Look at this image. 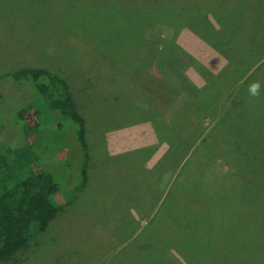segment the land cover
Listing matches in <instances>:
<instances>
[{
    "label": "rangeland",
    "instance_id": "obj_1",
    "mask_svg": "<svg viewBox=\"0 0 264 264\" xmlns=\"http://www.w3.org/2000/svg\"><path fill=\"white\" fill-rule=\"evenodd\" d=\"M115 1L119 8L123 4L122 9L144 12L149 19L113 13L114 0H0V151L14 148L23 156L17 177L26 175L32 163L44 167L58 185L52 200L60 206L43 231L31 235L26 247L0 264H203L189 261V252L210 246L215 250L211 262L216 264L221 250L223 258L231 256L225 244L250 229L236 208L231 216L221 211L216 215L219 219L204 228L194 209L215 203L205 200L209 189L219 198L204 220L235 201L233 192L214 189L209 181L227 167L203 162L200 174L196 172L189 157L194 146H200L199 140L179 155L178 142L174 146L172 142L171 119L178 111L182 125H187L190 121L183 114L195 106L206 114L202 134L209 135L218 129L214 124L227 108L235 121L238 113L263 114L262 92L260 98L244 97L249 84L262 80L258 68L264 61V45L249 50L251 56L240 64L239 54L236 59L230 55L233 50L220 55L202 36L207 27H219L204 8L214 9L212 14L221 23L225 10H232L238 32L237 23L246 24L249 9L264 0H218L221 15L213 8L215 0ZM259 10L263 9L256 10V18ZM128 21L139 24L132 39L119 32L112 35L113 27L118 31ZM204 22L209 24L203 26ZM251 36L261 35L252 32ZM33 67L48 68L62 77L84 115L87 181L77 189L84 151L75 139L78 126L65 115L56 95L63 91L61 83L39 76L33 81L26 74L12 76ZM39 83L47 90L41 92ZM242 99L243 104L233 106ZM150 110L159 112L160 118L149 117ZM21 111L23 117L18 116ZM30 111H35L36 122L31 130L25 127ZM260 126L264 137V122ZM218 133L216 140L228 139L225 126ZM166 144L170 147L166 157H173L169 164L160 159ZM186 159L188 170H182ZM262 194L264 201V190ZM245 205L238 202L239 209ZM256 208H246L247 219L253 214L264 218ZM195 255L201 256L197 251ZM208 258L206 264H211ZM241 262L234 260L264 264V251L246 252Z\"/></svg>",
    "mask_w": 264,
    "mask_h": 264
},
{
    "label": "trees",
    "instance_id": "obj_2",
    "mask_svg": "<svg viewBox=\"0 0 264 264\" xmlns=\"http://www.w3.org/2000/svg\"><path fill=\"white\" fill-rule=\"evenodd\" d=\"M221 3L222 1L215 0L213 3L214 7L211 4L209 5L217 9L220 14L221 12L218 7L222 6ZM118 5L121 6V8L117 6V1L114 0L113 4L111 5L113 13L123 14L126 17L134 15V18H136L138 21H141V19L143 20L144 18L149 19V16L144 12L137 14L131 12L130 10L122 9L124 7L123 4ZM259 8H262L263 10H259L261 12L258 11L259 15L256 18V10ZM120 9L124 12H120ZM204 9L205 12H216L213 11L214 9ZM249 10L250 11L247 13L248 22L246 24H244L245 22L237 23V28L239 29L238 32H236V17H233L232 10H225L227 14L222 19L224 23L219 21L216 14L211 13L210 15L213 16L212 19L216 18L215 20L218 23L216 24L219 26V30L215 29L212 25H208L209 27H207L203 32V42L220 55L224 53H230L231 50H233L230 55L232 58L236 59V53L239 54L237 61L241 64L244 60H246L247 57L251 56L249 54V50H254L258 44L264 45V3L261 4V2H255V5ZM140 24L143 27V23L140 22ZM207 24L209 23L205 24L204 22L202 25L204 26ZM138 25L128 21L123 26H121L118 31V28L113 27L112 35H115L119 32V36L124 37V35H126L127 39L131 35H134V31L137 32L139 30ZM146 25H148V23ZM209 28L211 30H208ZM143 29L145 28L143 27ZM246 30H249L250 32H247ZM122 31H125L126 34H123ZM252 32L260 33L261 36L255 39L251 36ZM128 39H132V37ZM237 42H239V44H237L236 47ZM98 43L101 44V42ZM240 43L242 44L240 45ZM95 46H97V42ZM230 55L227 58H231ZM252 56H254V53H252ZM22 74L28 75L33 79V81L37 76H39L46 77L48 82L51 78L58 80L61 83L63 91H56V95L60 96V104L66 109L63 110V112L66 113L65 115L70 117L72 121L77 124L78 128L76 129L75 139H77V142L84 151L83 164L80 166V179H78L79 184L76 183V189L81 185L84 186V183L87 181V165L85 164V158L88 159V155L85 152L86 143L84 140L83 127L85 119L84 115L79 111V109H77L76 101L73 99L74 95L72 87L70 88L69 84L62 77L56 76L48 68H27L25 70H18L12 73V76H18ZM258 74L260 79L262 78V80L259 82L261 85L260 93L262 92L264 94V61L259 65ZM168 80H171V77H169ZM37 88L40 89L41 92L47 90L46 85L40 83L37 84ZM248 97L258 98L250 96L249 93L244 98L248 99ZM243 103L244 100L242 99L237 101L236 104H233V106L238 107V105ZM195 108L196 107L193 106L191 110L188 109L187 114H183V116L188 117V120L190 121L187 125L186 123L185 125H182L184 124L182 114H178V111L173 114V118L171 119L173 122L172 126H174L175 129L172 141L173 146L178 142L180 151L177 152H179V155H181L182 150L185 147L190 146L191 142L199 140L198 143H200V146H194L191 151V156L189 157V161H191L194 170L199 174L201 172L200 168L204 165L203 162H206L207 166L217 165L219 168H222L223 166L227 167L224 172H220L214 177L212 176L213 178L210 177L209 181L210 185L214 189L220 188L225 190L227 188L226 191L233 192L232 196H234L235 201L233 202L230 200L228 204L231 205L226 204L224 207H221L220 205L221 208L218 211L212 212L208 221L204 220L203 216L205 212L215 209L216 201L214 200L219 198V196L215 195L217 193L214 194L211 192L212 190L209 189V193L205 194V200L207 199L206 202L213 201L215 203H202L201 206H198L194 210L196 214L202 218L204 228L207 222L219 219V217L217 218L216 215L224 210L229 211V216H231L232 210L236 208V213L245 215L247 223L244 225H251L250 229L246 230V232H244L243 229L239 232V234L227 242L225 244L227 249L226 252L231 254V256L228 257V255H226L225 258H223L222 254L224 251L221 250L223 253H219L220 256L216 262V264H235L234 260L241 262V258L246 252L250 253L251 255H255L256 252L261 253L264 251V233H258V231L264 232V218L259 217L261 220L257 219V214H253L250 217L252 220L247 219L248 216L246 217V214L249 213L246 211L247 207H259L256 208L258 213H264V201L261 200V194L264 190V137L262 136V132L258 131V128L261 127L260 124L262 125V122H264V112L263 114L250 112L255 113V115H250L249 112H246L243 115L238 113L236 114L235 121L234 119H231L230 113L232 110H228L227 108L223 112V116L220 119H217L214 124V126L218 127V129H213L210 131L209 135L207 134V136L202 134L205 127L204 125H206V121L203 120L204 117H206V114L204 111H199ZM26 115L27 116L25 118L27 120H25V127L31 130L36 123L34 121L35 111H30ZM147 115L153 118L158 116L157 119L160 118L159 112L153 110H150V113ZM258 115H261L262 118L259 119V117H257ZM18 116L23 117L22 111L18 112ZM227 119L230 121L228 122ZM224 126L225 128H228V139L223 138L221 140H216L219 130L221 131ZM15 130L20 132V130ZM215 134L217 135L215 136ZM16 136L17 135L13 136L14 139ZM211 136L214 138L213 142H210ZM156 138H159V135ZM234 138H236V140ZM235 142L236 150H233V145ZM20 146L21 144H19V147ZM169 148V145L166 144V150L160 155V159H164V164H169L171 162V158H173L166 157V152L169 150ZM19 154L20 153L18 150H14V148H9L4 152L0 151V262L10 259L19 249L26 247L27 240L31 235L43 231L46 228L48 222L56 214L59 206V204L57 206L52 200V197L59 190L58 185L56 182H53L50 175L44 170V167L39 164H35L33 166L32 163L29 166V171L26 175L23 177L16 176L15 170H17L18 167L23 164V162H21L23 156L21 157ZM59 156H61V154H59ZM186 163L187 159L182 163L180 169L182 168V170H188ZM201 164L202 166L200 167ZM229 165H233L235 168L231 169ZM183 179L185 180L186 178ZM168 195L169 193H167L165 201L169 199ZM247 195H249L250 199H247ZM64 202L67 203L66 199H64ZM238 202H243L246 205L239 209ZM245 218L243 222H245ZM237 222L238 221L236 220V225L242 226ZM243 222H241V224ZM196 226L198 225L196 224ZM239 238H242L245 241L248 240V242L240 243ZM196 251L201 254V256L195 255ZM213 251H215L213 246L206 247L204 251L199 250V248L196 247L189 252V254H192L189 261L195 262V260L198 259L201 263L206 264L207 258L210 255L208 262L213 264L211 262V257L213 255L211 252ZM232 254H235L236 258L235 256L232 257ZM182 255L183 254L180 256L182 257Z\"/></svg>",
    "mask_w": 264,
    "mask_h": 264
},
{
    "label": "clouds",
    "instance_id": "obj_3",
    "mask_svg": "<svg viewBox=\"0 0 264 264\" xmlns=\"http://www.w3.org/2000/svg\"><path fill=\"white\" fill-rule=\"evenodd\" d=\"M261 85L259 82H253L248 88L249 95L252 97H259Z\"/></svg>",
    "mask_w": 264,
    "mask_h": 264
}]
</instances>
